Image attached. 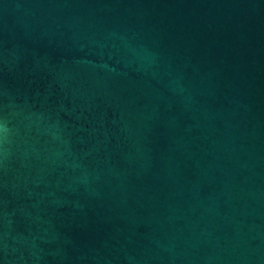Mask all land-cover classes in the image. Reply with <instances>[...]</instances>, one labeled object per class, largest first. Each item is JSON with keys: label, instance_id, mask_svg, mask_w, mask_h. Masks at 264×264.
Wrapping results in <instances>:
<instances>
[{"label": "water", "instance_id": "1", "mask_svg": "<svg viewBox=\"0 0 264 264\" xmlns=\"http://www.w3.org/2000/svg\"><path fill=\"white\" fill-rule=\"evenodd\" d=\"M0 264H264V0H0Z\"/></svg>", "mask_w": 264, "mask_h": 264}]
</instances>
